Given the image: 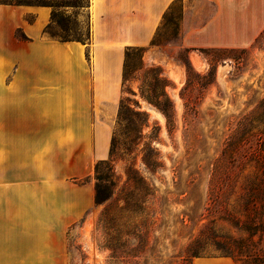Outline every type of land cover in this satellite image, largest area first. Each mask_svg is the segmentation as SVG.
I'll return each mask as SVG.
<instances>
[{"label": "rangeland", "instance_id": "rangeland-1", "mask_svg": "<svg viewBox=\"0 0 264 264\" xmlns=\"http://www.w3.org/2000/svg\"><path fill=\"white\" fill-rule=\"evenodd\" d=\"M0 1L50 10L49 2L63 4L53 7L60 19L49 20L44 33L66 40L86 41L89 37L87 0ZM184 2L190 13L186 28L202 22L216 8L220 39H233L236 45L183 46L182 15L179 21L177 18ZM157 39L161 45L146 48L155 51L154 58H147L144 52L136 71L133 61L122 87V96L130 99L132 107L137 101L145 113L132 116L133 121L144 125L138 133L126 130L125 120L113 122V153L100 166L113 183L111 198L104 204L95 206L93 202L94 164L98 160L83 176L65 170L71 158V139L53 138L52 132L69 125H43V139L36 138L39 129L29 125L27 264L248 261L223 256L213 245L219 234H239L229 222L217 220L211 227L203 226L215 215L207 187L209 171L221 150L229 149L236 134L238 151L248 155L246 151L258 145L255 134L264 131V0H182L161 20ZM148 67L155 71L147 74ZM153 75L157 76L154 91H163L171 101L169 120L141 97L140 90L150 89ZM6 163L9 160L0 151V170ZM249 163L246 173L252 171L254 162ZM133 175L141 176L147 188L129 199L126 195L133 188L128 177ZM78 186H84L83 190H77ZM80 204L84 207L75 219L60 222L61 216ZM201 229L204 246L197 256L184 259L187 244Z\"/></svg>", "mask_w": 264, "mask_h": 264}, {"label": "crops", "instance_id": "crops-1", "mask_svg": "<svg viewBox=\"0 0 264 264\" xmlns=\"http://www.w3.org/2000/svg\"><path fill=\"white\" fill-rule=\"evenodd\" d=\"M171 2L89 0V37L82 42L44 33L48 7L0 1V151L9 160L0 170V264H27L29 125L39 129L36 138L42 139L43 125H69L52 132L53 138L71 139L65 170L72 176L89 174L94 161L108 157L125 47H149ZM218 14L215 8L208 18L186 28L190 13L184 2L181 44L236 45L233 39H220ZM18 29L25 39L17 37ZM145 56L153 59L155 51L149 48ZM82 205L60 222L75 219Z\"/></svg>", "mask_w": 264, "mask_h": 264}, {"label": "trees", "instance_id": "trees-1", "mask_svg": "<svg viewBox=\"0 0 264 264\" xmlns=\"http://www.w3.org/2000/svg\"><path fill=\"white\" fill-rule=\"evenodd\" d=\"M71 0H57L55 2H68ZM78 1V0H74ZM182 0H172L167 10L163 13L162 20L166 19L167 14L173 9L176 3H181ZM54 2V1H53ZM9 4H19L11 3ZM51 6L50 21H58L60 19L59 14L53 9L55 5H63L49 2L46 4ZM89 7V0H87V12ZM182 15V11L178 16L179 21ZM89 16V14H88ZM159 26L153 35L149 46H159L161 42L157 39ZM17 37L25 39L26 36L21 30L16 31ZM66 40V39H61ZM68 40H81V39H68ZM84 42L85 40H81ZM147 47L144 46H126L124 50V60L122 69V81H121V97L119 100L118 111L116 121L125 120V129L131 132L138 131L141 133V128L144 122L135 123L133 117L145 115L144 111H141L139 103L134 102L132 107L129 103L128 97L122 96L123 85L127 81L128 69L132 66V62H136V67L133 70L140 68L142 63V55ZM187 51L189 49H186ZM155 69L148 67L146 73L150 74ZM153 82L150 85V89L143 92L140 90L141 97H143L149 104L158 108L169 120L171 115V101L165 95L163 91L156 93L154 91L155 82L157 76H152ZM125 118V119H124ZM259 134V135H258ZM255 134L257 140V147L245 152L238 151L237 147L240 145L239 137L234 136V140L229 143V149L224 148L220 152L219 158H217L215 165L209 171L208 180V195L213 204L214 217L210 223L203 226V229L211 227V225L217 221H227L238 232L237 236L231 234H219L216 239L214 238L213 245L215 249L223 256L234 257L236 261L240 259L248 260L245 264H264V137L260 140L261 136H264V131H260ZM115 145V134L112 132L109 153L107 159L98 160L94 164V205L104 204L111 198L113 185L109 182L107 175L103 174L100 170V166L110 159L113 153ZM244 153V154H243ZM249 162L252 164V171L249 173L244 172L246 165ZM150 164V163H147ZM129 184L133 191L127 193V198L136 196L141 189L147 188V183L139 175L129 176ZM136 191V192H135ZM125 200V199H124ZM127 210V209H126ZM201 229L198 234L193 236L186 246L185 258L188 259L192 256L198 255V250L205 244L204 232ZM212 234L214 235L213 231ZM112 244V245H111ZM112 241L109 243V247L112 248ZM247 258V259H246ZM249 262V263H248Z\"/></svg>", "mask_w": 264, "mask_h": 264}, {"label": "bare ground", "instance_id": "bare-ground-1", "mask_svg": "<svg viewBox=\"0 0 264 264\" xmlns=\"http://www.w3.org/2000/svg\"><path fill=\"white\" fill-rule=\"evenodd\" d=\"M194 57H192V59H193ZM195 61V60H194ZM176 72V71H175Z\"/></svg>", "mask_w": 264, "mask_h": 264}]
</instances>
